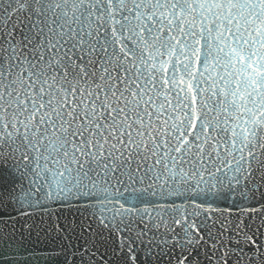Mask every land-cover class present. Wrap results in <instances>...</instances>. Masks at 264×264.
Returning <instances> with one entry per match:
<instances>
[{"label":"snow or ice","instance_id":"1","mask_svg":"<svg viewBox=\"0 0 264 264\" xmlns=\"http://www.w3.org/2000/svg\"><path fill=\"white\" fill-rule=\"evenodd\" d=\"M9 158L0 214L93 211L80 264H264V0H0Z\"/></svg>","mask_w":264,"mask_h":264},{"label":"water","instance_id":"2","mask_svg":"<svg viewBox=\"0 0 264 264\" xmlns=\"http://www.w3.org/2000/svg\"><path fill=\"white\" fill-rule=\"evenodd\" d=\"M13 186L19 190L15 161L10 158L0 159V188L6 190ZM7 203L6 200L4 204ZM13 204L16 205L15 209L6 207L3 214H0V246H3L5 241L13 242L7 251L11 253L15 250L18 253L16 258L22 264H65L66 253L63 249H67L68 264H80L79 260L71 255V252L75 251L71 246L81 248L102 231L93 211L83 204L76 203L66 207L56 203L46 208L25 206L22 209L15 199ZM238 214V210L234 209L232 215ZM253 222L258 224V218ZM103 231L105 238L109 240V248L116 247L119 238L115 234L109 235L107 230ZM128 243L132 241L128 240ZM132 246L138 253V264H175L174 256H149L145 250L146 244L139 241L132 243ZM203 254L201 250V257ZM96 264H100L99 259ZM204 264H207V261Z\"/></svg>","mask_w":264,"mask_h":264}]
</instances>
